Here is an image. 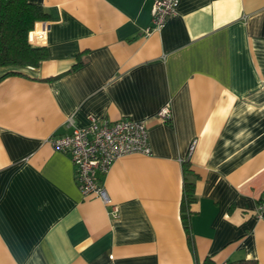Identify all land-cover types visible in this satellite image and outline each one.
<instances>
[{
  "label": "crops",
  "instance_id": "crops-1",
  "mask_svg": "<svg viewBox=\"0 0 264 264\" xmlns=\"http://www.w3.org/2000/svg\"><path fill=\"white\" fill-rule=\"evenodd\" d=\"M28 1L47 59L0 67V264H264V0H179L150 34L153 0ZM122 118L146 122L151 154L99 176L104 204L48 139Z\"/></svg>",
  "mask_w": 264,
  "mask_h": 264
},
{
  "label": "built area",
  "instance_id": "built-area-1",
  "mask_svg": "<svg viewBox=\"0 0 264 264\" xmlns=\"http://www.w3.org/2000/svg\"><path fill=\"white\" fill-rule=\"evenodd\" d=\"M179 0H153L151 9V27L146 34L161 31L167 20L177 13ZM45 29H36L29 33V41L39 45L44 41ZM161 122H169L172 112L169 105L162 107L156 114ZM70 133L48 139L52 149L68 154L75 166V181L84 197L94 196L104 204H110L99 176L106 175L114 162L128 155L149 156L148 126L144 121L122 118L116 122L91 120L86 128L76 127L72 120L67 121ZM193 142L188 158L195 150ZM115 211V210H114ZM258 220H264V191L255 210Z\"/></svg>",
  "mask_w": 264,
  "mask_h": 264
},
{
  "label": "trees",
  "instance_id": "trees-1",
  "mask_svg": "<svg viewBox=\"0 0 264 264\" xmlns=\"http://www.w3.org/2000/svg\"><path fill=\"white\" fill-rule=\"evenodd\" d=\"M48 18L46 11L28 0H0V67L36 68L47 59L44 47L29 41V33L37 22ZM183 198L181 219L189 229L190 205L194 201L196 175L189 162L182 165ZM226 264H257L255 260H239Z\"/></svg>",
  "mask_w": 264,
  "mask_h": 264
}]
</instances>
